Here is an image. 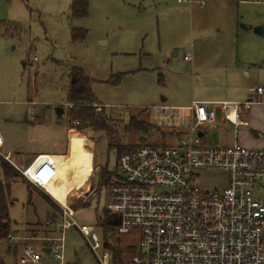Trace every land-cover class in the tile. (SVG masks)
Returning <instances> with one entry per match:
<instances>
[{"label": "rangeland", "instance_id": "1", "mask_svg": "<svg viewBox=\"0 0 264 264\" xmlns=\"http://www.w3.org/2000/svg\"><path fill=\"white\" fill-rule=\"evenodd\" d=\"M72 1L0 0V132L5 140L1 151L14 154L11 159L18 170L26 165L25 161L18 162L19 156L25 160L33 153L64 152L67 126H73L67 102L70 69L73 65L82 68L97 101L104 106L97 112L105 117L106 128L77 127L82 133L80 140L72 134L71 156H52L59 168L48 189L62 202L71 199L69 206L75 210V219L94 225L102 246L98 252L93 250L73 226L64 234L65 259L67 264H101L98 254L107 250L110 264H130L129 251L114 256L120 248L128 247L127 242L137 239L129 234L123 237L116 227L106 235L110 245H104L102 216L110 197L108 188L101 187L102 176L107 167L117 171L120 147L173 142L170 130L182 127L178 120L172 123L160 119L154 105L167 91L161 88L162 73L171 88L176 87L177 80L192 91L191 79L185 76L188 66L181 61L192 50L181 48L175 70H164L160 54L165 43L184 45L197 41L201 31L214 34L222 28L232 57L238 53L245 63H263L264 3L200 0L209 10L202 13L194 3L192 15L186 0H88L87 15L73 17ZM229 4L231 13L221 27L220 10L224 12ZM73 27L79 29L80 38H72ZM60 105L64 112L58 116L56 107ZM200 128L205 131L207 144L215 145L218 130L210 123ZM197 175L203 189L223 188L227 183V174L219 169H203ZM63 183L67 188L61 193ZM254 193L264 203V183ZM8 196L14 232L45 236L47 220L60 218L61 211H57L61 206L49 198L51 204L25 177L11 182ZM40 242L35 241L38 245ZM3 248L0 253L5 256Z\"/></svg>", "mask_w": 264, "mask_h": 264}, {"label": "built area", "instance_id": "2", "mask_svg": "<svg viewBox=\"0 0 264 264\" xmlns=\"http://www.w3.org/2000/svg\"><path fill=\"white\" fill-rule=\"evenodd\" d=\"M262 2L264 0H249ZM188 58V56H185ZM264 92L263 86L256 88ZM69 108L73 104L68 103ZM251 100L224 102L235 118H226L236 126L243 122L240 110L250 108ZM102 104L95 109L101 111ZM189 116L160 115V119L176 122L184 131L173 142L163 145L143 144L122 153L110 178L108 209L119 217L118 230L127 242L130 264H264V203L255 189L264 183V148H251L238 142L210 146L203 142L200 125L214 127L216 111L209 102L196 101ZM161 125V123H159ZM173 130H170L172 135ZM0 133V155L3 153ZM40 156H44L40 159ZM12 162V161H11ZM19 168V167H18ZM59 163L51 155H38L26 167L19 168L27 182L50 194L58 174ZM219 169L227 174L223 188L203 189L198 171ZM60 218L47 220L45 236L24 235L8 231L0 242L5 264H67L64 234L76 226L98 252L102 246L94 225L80 224L75 210L59 204ZM41 240L40 244L35 241ZM8 245L11 252L7 253ZM49 248V253L43 248ZM98 254V253H97ZM101 264H110L109 251L98 254Z\"/></svg>", "mask_w": 264, "mask_h": 264}, {"label": "crops", "instance_id": "3", "mask_svg": "<svg viewBox=\"0 0 264 264\" xmlns=\"http://www.w3.org/2000/svg\"><path fill=\"white\" fill-rule=\"evenodd\" d=\"M186 1L190 4L192 15L195 13L193 10L194 3H198L199 9L203 10L202 13H207L206 11L209 10V8L206 7L208 5H205L203 1ZM230 5L231 4L225 7L224 12L220 10L221 19L218 23L221 24V27L222 21L226 20V15L231 13ZM221 29L222 28L217 29L214 34L209 31H201L197 41L192 40L191 42L184 43V45L178 44L175 41L165 43L164 50H166V52L163 53V50L160 54V59L163 62L162 68L164 70L167 69L172 72L175 70L173 68L178 65L177 58L180 55L179 52L181 48L184 50H192L189 57L185 58L186 55H184L181 61H184L188 66L185 76L191 79L193 87L192 91L188 92L187 88L181 87L175 79L177 83H175L176 87L173 89L169 85V79H167V77L163 78L164 74L162 73L163 83L161 88H164L163 90L166 88L167 91H163L161 99L155 103L154 107L160 112V115H165V112L169 111V115L171 116L182 115L185 117L192 113L191 106L194 102H209L210 107L216 111V122L218 124L216 127L212 124L213 128L218 130V137L214 141L216 144L212 146L231 145L238 142L251 148H264V92L258 94L256 90L258 86L264 87V61L260 64L254 63L256 61L245 63L238 53L235 54V57H232V54L229 52V50H231L229 39L226 37V33ZM262 33L264 34V28ZM249 64H253V66L249 67ZM181 84L183 85L185 83L181 81ZM246 100H251L252 104L250 108L243 107L240 110V118L243 122L236 126L232 120L226 118V114H229L230 118L234 119L235 113L231 109H228L226 113L225 110L227 109H224L222 104L224 102H244ZM78 130L77 127L67 126V140L64 142V152L33 153L25 160L22 156H19L17 159L18 162L22 164L25 161L26 165L23 167H26L31 164L38 155L46 154L56 157L71 156L72 134L74 133L78 140H80L79 133L82 132L79 131L78 133ZM183 131V127L175 131L173 130L172 136L176 137ZM202 133L203 142L207 144V140L204 139L205 131L202 130ZM83 134L86 135L85 133ZM7 153L10 154L11 158L14 157V154L11 152ZM11 163L15 165L13 161ZM91 177L92 171L90 174L89 188H91ZM63 185L61 184V187H59L61 193L67 188L66 183H63ZM37 190L41 191L47 199L50 198L42 190L38 188ZM53 198L55 197L53 196ZM55 199L59 202L58 204L63 206H69L71 204V199L69 198H65L63 202L57 198ZM58 212H60V210L57 211V213ZM61 214L62 213H60V216Z\"/></svg>", "mask_w": 264, "mask_h": 264}, {"label": "trees", "instance_id": "4", "mask_svg": "<svg viewBox=\"0 0 264 264\" xmlns=\"http://www.w3.org/2000/svg\"><path fill=\"white\" fill-rule=\"evenodd\" d=\"M88 0H73L70 9L73 17H82L88 13ZM78 28H72V38H80ZM90 80L85 75L82 68L77 65L71 66L70 69V84L68 87V103L73 104L72 107H68L69 121L73 126L70 127H87L88 125L94 126L98 130L106 128V120L104 116H99L96 112L95 105L100 104L95 95L93 94L90 86ZM141 123V122H139ZM137 146L120 147L117 156V162L122 153L131 150ZM95 160V159H94ZM95 162V161H94ZM113 172L107 167L103 172L101 187L107 188L110 183V178ZM0 242L5 239L8 231L12 229V222L10 218V202H9V190L13 180L24 178L20 171L7 159L0 156ZM30 184V183H29ZM33 186V185H31ZM35 187V186H34ZM51 203V200L48 198ZM52 204V203H51ZM62 213V210H60ZM56 218V217H55ZM102 224L105 228L106 234H104V245L109 246V239L107 234L110 235L116 227L119 225L118 215L106 209L103 212ZM109 237V236H108ZM132 247H126V249L120 248L118 254L115 257L120 256L124 251H130ZM7 253L14 255L15 252H11V246L8 245ZM114 255V254H113ZM6 257L0 253V264H5Z\"/></svg>", "mask_w": 264, "mask_h": 264}, {"label": "water", "instance_id": "5", "mask_svg": "<svg viewBox=\"0 0 264 264\" xmlns=\"http://www.w3.org/2000/svg\"><path fill=\"white\" fill-rule=\"evenodd\" d=\"M261 29H262V32H263V27ZM56 112H57L58 116H60L64 112V107L61 106V105L60 106H57L56 107ZM199 134L202 135V131H200ZM43 250L45 252H47V253H49V251H50V249L47 248V247L43 248Z\"/></svg>", "mask_w": 264, "mask_h": 264}]
</instances>
